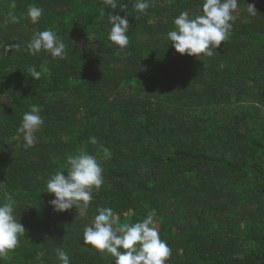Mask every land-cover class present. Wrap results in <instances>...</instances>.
<instances>
[{"label":"trees","instance_id":"1","mask_svg":"<svg viewBox=\"0 0 264 264\" xmlns=\"http://www.w3.org/2000/svg\"><path fill=\"white\" fill-rule=\"evenodd\" d=\"M149 2L143 13L135 0L105 9L128 16L120 49L100 18L106 0H0V203L15 201L26 229L0 264H59L57 247L71 264H115L83 240L99 207L120 224L151 213L171 248L167 264H264V0H246L254 15L239 0L229 38L199 59L177 53L166 33L203 0ZM32 4L44 10L37 24ZM46 29L67 59L26 50ZM32 106L44 124L25 148L17 129ZM82 151L100 162L104 183L86 210L57 213L46 183Z\"/></svg>","mask_w":264,"mask_h":264},{"label":"clouds","instance_id":"2","mask_svg":"<svg viewBox=\"0 0 264 264\" xmlns=\"http://www.w3.org/2000/svg\"><path fill=\"white\" fill-rule=\"evenodd\" d=\"M238 3L239 0H203L200 14L192 15L189 11H182L173 19V28L166 33L167 40L181 55L198 59L201 56H213L214 50L219 49L229 38L237 19L235 13ZM106 4L107 7L100 11V18L107 16L110 25L108 39L115 46L124 49L129 44L128 16L106 14L105 9L115 11L119 7L120 12H124L127 6L118 5V0H106ZM149 7V0H135L134 8L137 12L143 13ZM247 11L253 15L257 12L255 5L248 3ZM26 14L31 23L37 24L44 10L32 4ZM8 22L18 24L20 17L10 13ZM26 50L33 56L43 51L53 59L68 58L67 45L52 29L34 33ZM29 71L35 80L41 78L42 71H37L35 66ZM43 124L38 106H32L24 112L17 132L22 134L25 148L37 143V133ZM88 142L96 145L98 140L95 136H90ZM66 169V172L56 171L46 183V193L54 197L49 202L50 206L57 213L67 212L73 207L78 211L86 210L93 200V189H99L104 183L103 168L94 155L82 151L67 157ZM16 211L15 201L9 199L0 203V255L15 249L26 233L24 225L17 219ZM97 213L91 224L84 228L85 244L97 251L107 252L115 258V264H167L171 248L161 238L151 213L131 224H120L110 207H99ZM55 253L59 264H71L69 255L63 248L57 247Z\"/></svg>","mask_w":264,"mask_h":264}]
</instances>
